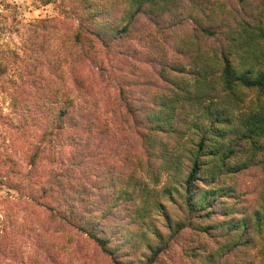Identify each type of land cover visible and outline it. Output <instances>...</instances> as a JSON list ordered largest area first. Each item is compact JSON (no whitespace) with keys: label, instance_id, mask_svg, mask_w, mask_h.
<instances>
[{"label":"trees","instance_id":"obj_1","mask_svg":"<svg viewBox=\"0 0 264 264\" xmlns=\"http://www.w3.org/2000/svg\"><path fill=\"white\" fill-rule=\"evenodd\" d=\"M65 1L0 55V264H264V0Z\"/></svg>","mask_w":264,"mask_h":264},{"label":"rangeland","instance_id":"obj_2","mask_svg":"<svg viewBox=\"0 0 264 264\" xmlns=\"http://www.w3.org/2000/svg\"><path fill=\"white\" fill-rule=\"evenodd\" d=\"M63 18L65 20L73 18L71 8L65 0H54L50 5H44L41 0H0V55L3 57L14 54L19 59V64L23 66V60L27 58L30 52L26 48V40L29 37V30H36V21L43 19ZM71 20V19H69ZM31 25H33L31 27ZM9 113V100L0 91V113ZM1 130V126H0ZM138 179L140 184L148 186V191H154L158 201H164L163 194L168 191L173 183L177 180L175 173L172 176L164 175L158 184H154L146 173L136 174L135 180ZM261 179L256 175L252 178L243 180V188L249 189L259 186ZM7 196V191L0 188V214L2 212L1 200ZM252 209H258L260 197L258 194L248 196ZM165 204H167L165 202ZM169 209L170 205L167 204ZM161 215L154 212L151 220H158ZM180 248L174 253L177 255ZM259 264H262L259 262Z\"/></svg>","mask_w":264,"mask_h":264}]
</instances>
